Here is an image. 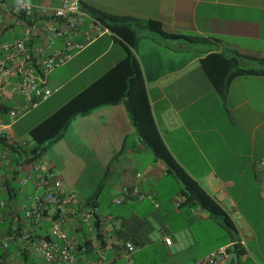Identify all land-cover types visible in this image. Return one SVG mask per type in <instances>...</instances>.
Masks as SVG:
<instances>
[{
  "label": "crops",
  "instance_id": "0c3cea01",
  "mask_svg": "<svg viewBox=\"0 0 264 264\" xmlns=\"http://www.w3.org/2000/svg\"><path fill=\"white\" fill-rule=\"evenodd\" d=\"M79 1L81 7L90 5L117 15L153 19L167 33L202 36L205 40L193 43L181 36L165 37L133 26L137 39L129 46L86 11L89 17L72 37L83 46L79 50L63 49L70 58L44 76L43 86L51 93L30 107H40L37 119L18 125L27 109H20L24 102L19 94L4 89L7 108L21 111L0 135H6L4 144L8 148L3 158L4 144H0V200L4 202L0 207V237L12 235L6 258L15 264L40 263L18 236L26 230L37 237L47 236L50 227L48 216L22 218L21 208L33 192L36 173L25 154L10 152L8 142L24 138L32 126L112 67L125 54L124 43L138 62L150 120L159 141L173 163L225 213L227 228L220 219L185 200L181 183L145 143L121 99L75 115L64 134L39 156L51 166L65 193H72L78 204L91 197L97 214L105 217L87 226L76 216H67L63 228L74 264L98 259L99 230L105 227L109 228L110 247L104 250L102 264H132L130 252L123 255V244L130 242L133 248L143 244L146 237L141 231L155 211L166 214L163 220L168 218L167 213L187 215L168 244L163 241L166 235L161 237L169 254L193 241L188 231L193 225L212 223L221 230V239L215 238L188 264L221 245L240 250L230 264H264V74L236 75L220 94L200 65L201 58L214 53L234 57L242 68L264 69V0ZM90 19L99 23L100 30L85 42L83 32L89 29ZM63 41L56 39V46ZM1 118L7 121L5 114ZM27 141L23 145L26 148L32 145L30 138ZM24 174H30L26 186L19 184ZM165 181L176 187L165 189ZM124 183L134 184L150 198L131 197L115 203ZM103 188L110 202L122 205L120 215L99 210ZM52 211L49 206L44 213ZM189 216L195 222H190ZM165 226L169 227L168 221Z\"/></svg>",
  "mask_w": 264,
  "mask_h": 264
},
{
  "label": "built area",
  "instance_id": "2783aa9c",
  "mask_svg": "<svg viewBox=\"0 0 264 264\" xmlns=\"http://www.w3.org/2000/svg\"><path fill=\"white\" fill-rule=\"evenodd\" d=\"M85 17L89 16L81 8L79 0H0V135L5 134V129L21 112L3 109L7 99L4 89L8 87L10 94L17 93L22 97V110L45 99L51 90L43 86L44 76L70 58V54L63 49L70 47L79 50L83 46L72 37ZM90 20L89 29L83 32L85 42H89L100 30L99 23ZM58 38L64 40L60 47L56 46ZM2 114L6 115V122L2 121ZM27 143L23 138L8 142L12 147ZM7 150V146L3 145V158H6ZM32 170L36 173L32 179L33 192L27 195V203L21 208L22 218L31 220L48 216L50 227L46 238L37 237L30 230L22 231L18 237L24 243V248L42 262L33 264H74L75 257L70 251L63 228L67 216L74 215L80 223L87 226L95 220H104L105 217L97 214L95 204H78L72 193H65L62 182L45 159L38 157L33 160ZM139 175L135 173V177ZM29 178L30 174L22 175L19 177V184L26 186ZM119 192L120 196L114 199L115 203L131 197L150 198V194L140 192L134 184L120 185ZM153 205L158 207L155 201ZM3 206V200H0V207ZM49 206L53 208L52 213H44ZM11 238V234L0 237V264H15L14 260L5 256V249ZM108 238L109 228L100 229L98 259L85 261L84 264L103 263L104 250L110 247ZM163 241L169 243L167 237ZM132 250L133 245L130 242L123 244V255ZM234 255L233 247L221 245L209 250L191 264H230Z\"/></svg>",
  "mask_w": 264,
  "mask_h": 264
},
{
  "label": "trees",
  "instance_id": "16d2710c",
  "mask_svg": "<svg viewBox=\"0 0 264 264\" xmlns=\"http://www.w3.org/2000/svg\"><path fill=\"white\" fill-rule=\"evenodd\" d=\"M81 8L85 9L105 28L119 36L129 46H132L137 39L133 26L145 28L165 37L181 36L193 43L205 40L202 36L167 33L162 29L159 21L153 19L117 15L90 5H83ZM122 45L125 48V54L121 59L28 130L27 133L32 142L30 147L20 146V149L11 147L10 152L13 151L17 155L25 154L28 157L27 161H33L40 156L42 151L64 134L70 120L75 115H84L94 107L114 104L122 99L145 143L152 149L155 156L166 163L167 171L172 173L181 183V191L186 195L185 200L207 211L209 215L220 219V222L227 228L225 213L173 163L169 154L163 148L150 120L138 62L126 45L124 43ZM238 55L241 56L242 54ZM242 56L251 58L248 55ZM200 65L220 94L225 92L228 81L236 75L264 74V69L242 68L238 66L234 57H223L214 53L201 58ZM5 108H7L6 105L3 106V109ZM5 138L6 136L0 137V144L5 143ZM90 199L91 197L87 198L85 203H93ZM8 249H10L9 246L6 247L5 253ZM234 250L235 255L240 253V250L236 247Z\"/></svg>",
  "mask_w": 264,
  "mask_h": 264
},
{
  "label": "rangeland",
  "instance_id": "374dc122",
  "mask_svg": "<svg viewBox=\"0 0 264 264\" xmlns=\"http://www.w3.org/2000/svg\"><path fill=\"white\" fill-rule=\"evenodd\" d=\"M39 110L40 107L36 109L28 108V113L18 121V125L24 122H26L25 124H29V122L37 119L40 115ZM22 137H24L23 139H29L26 133H24ZM170 179L171 178H169L168 181ZM163 185L165 189L169 190L171 187H176L173 182L171 184L167 181H165ZM176 191H178V188H176ZM98 199L99 210L102 213H110L113 216L121 214L122 205L110 202V197L107 195V192H105V188L102 189L101 196ZM144 202H147V200H144ZM149 210H151V207ZM181 214L182 215H179L173 212L167 213L169 216L165 218V220L161 217L166 214H161L156 211L154 214H149L146 220L148 225H145L144 229L141 231L145 234V241L141 245H135L130 252L133 260L132 264H188L191 257H197L200 255V251L210 247L211 243L216 240L215 238L218 240L221 239V230L214 224L206 223L202 225H193L189 227L188 230L193 241L191 243L186 242L185 244H181L180 250L169 254V249L161 241V237L166 235L169 239L172 236V232L178 230L184 224L182 217L186 218L187 215L185 213ZM191 217H188L189 221L195 222L196 219ZM167 221L169 227L165 226ZM194 254L195 256H192Z\"/></svg>",
  "mask_w": 264,
  "mask_h": 264
}]
</instances>
